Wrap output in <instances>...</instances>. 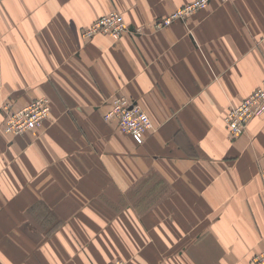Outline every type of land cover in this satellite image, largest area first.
<instances>
[{"label":"crops","instance_id":"crops-1","mask_svg":"<svg viewBox=\"0 0 264 264\" xmlns=\"http://www.w3.org/2000/svg\"><path fill=\"white\" fill-rule=\"evenodd\" d=\"M0 0V264H252L264 248V114L225 115L264 79V0ZM119 9L115 39L82 29ZM134 98L142 142L104 113ZM50 99L42 128L5 108Z\"/></svg>","mask_w":264,"mask_h":264},{"label":"built area","instance_id":"built-area-1","mask_svg":"<svg viewBox=\"0 0 264 264\" xmlns=\"http://www.w3.org/2000/svg\"><path fill=\"white\" fill-rule=\"evenodd\" d=\"M225 1V0H223ZM210 0H194L177 9L168 19V22L176 19L185 21L192 13L206 8ZM97 30H104L118 37L127 29L122 16H115L110 13L103 16L95 23ZM94 32H87L88 35ZM139 103H134L128 99L117 97L113 100V106L106 113V118L119 117V126L125 132L131 134L136 140L141 141L146 130L151 126L148 113L143 110ZM51 110L48 97H40L32 103L19 108L16 111L6 113L4 129L11 134H19L30 128L41 127L43 121L48 117ZM264 114V79L261 85L251 94L246 96L239 104H232L224 119L226 129L231 137L242 135L249 122L256 116ZM143 117L147 121H143ZM264 179V169L262 172ZM261 259L264 260V257ZM123 260H116L115 264H124Z\"/></svg>","mask_w":264,"mask_h":264},{"label":"rangeland","instance_id":"rangeland-1","mask_svg":"<svg viewBox=\"0 0 264 264\" xmlns=\"http://www.w3.org/2000/svg\"><path fill=\"white\" fill-rule=\"evenodd\" d=\"M192 1H194V0H192ZM191 2V1H190ZM189 3V2H188ZM186 5V4H185ZM184 6V5H183ZM180 7H182V6H180ZM180 7H178V8H176V9H174L173 11H171L168 15H166V16H164V17H162V18H160V19H158L155 23H154V26L156 27V28H163V27H167V26H169V25H171L173 22H175V21H183V20H180V19H176V20H172V21H170V22H168V19L173 15V13L177 10V9H179ZM197 11H199V10H197ZM196 12V11H195ZM110 13H113V14H115V16H122L123 17V19H124V21H125V24H126V27H127V29H125L121 34H118V37H115V36H113L111 33H109V32H107V31H104V30H97L96 28H95V23L100 19V18H102L103 16H105V15H108V14H110ZM187 19H188V17H187ZM187 19L185 20V21H187ZM128 31H130L129 30V27H128V25H127V23H126V20H125V17H124V14L119 10V9H111V10H109V11H107V12H105V13H103L102 15H100L97 19H95L92 23H90L88 26H86L85 28H83L82 29V32H81V34H82V36L84 37V38H86V39H89V38H92V37H94V36H96V35H98V34H108V35H111L113 38H115V39H117V38H119V37H121L123 34H125V33H127ZM87 32H94L93 34H91V35H88L87 34ZM117 97H122L121 95H116L114 98H113V100H115ZM40 98V97H39ZM124 98H126V99H128L129 101H132V102H134V103H138L134 98H131V97H124ZM36 99H38V98H36ZM36 99H34V100H36ZM34 100H32L30 103H32ZM50 100V99H49ZM30 103H28V104H30ZM28 104H26V105H28ZM26 105H24V106H26ZM51 105V104H50ZM143 110H145L140 104H138ZM112 106H113V101H112ZM111 106V107H112ZM23 107V106H22ZM19 108H21V107H18V108H13L11 105H9V106H7L5 109V111H4V123H3V129H4V125H5V118H6V113H8V112H11V111H16V110H18ZM109 111V110H108ZM108 111H106L105 113H104V117H105V119H107L106 118V113L108 112ZM146 111V110H145ZM147 112V111H146ZM50 113V112H49ZM148 113V112H147ZM148 115H149V113H148ZM49 116V115H48ZM149 117H150V123H151V126L149 127V129H153L154 128V123H153V120L151 119V116L149 115ZM48 118V117H47ZM46 118V119H47ZM46 119L43 121V124H41L42 126L41 127H37V128H42L43 127V125H44V123H45V121H46ZM113 119H115L116 121H117V125H118V127H119V129L121 130V131H123V132H125L124 130H122L121 128H120V126H119V123H118V121H119V117H112L111 119H107V120H113ZM143 121H147V118L146 117H143ZM31 129H34V128H30V129H28V130H26V131H24V132H22V133H19V134H12V135H23V134H25L27 131H29V130H31ZM148 129V130H149ZM5 130V129H4ZM148 130H146L145 131V133L148 131ZM8 133V132H7ZM126 133H128V132H126ZM145 133H144V135H145ZM11 134V133H10ZM144 135H143V139H144ZM135 139V138H134ZM143 139L141 140V141H139V140H136L137 142H142L143 141ZM262 257H264V248H263V250L260 252V253H257V254H254L252 257H251V259H250V261H251V263L252 264H264V260L263 259H261ZM124 262V264H129L127 261H125V260H123ZM115 261H113V262H111L110 264H115L114 263Z\"/></svg>","mask_w":264,"mask_h":264},{"label":"bare ground","instance_id":"bare-ground-1","mask_svg":"<svg viewBox=\"0 0 264 264\" xmlns=\"http://www.w3.org/2000/svg\"><path fill=\"white\" fill-rule=\"evenodd\" d=\"M116 260H122V259H116ZM116 260H115V261H116Z\"/></svg>","mask_w":264,"mask_h":264}]
</instances>
